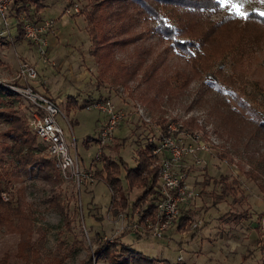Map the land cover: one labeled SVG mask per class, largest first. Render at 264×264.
I'll return each instance as SVG.
<instances>
[{
	"label": "rangeland",
	"instance_id": "obj_1",
	"mask_svg": "<svg viewBox=\"0 0 264 264\" xmlns=\"http://www.w3.org/2000/svg\"><path fill=\"white\" fill-rule=\"evenodd\" d=\"M45 1L47 4L42 13L54 21V32L50 33L54 37L52 43H48L52 49L45 59L24 35L17 37L14 23L8 33L0 34V79L13 78L21 60L33 62L37 73L32 82L59 103L63 114L57 119L67 133L70 149L78 154V175L61 169L57 175L47 159L40 168L21 167V173L12 178L11 188L20 183L25 187L35 225L33 236L44 235L45 249L52 250L61 242V251L66 253L65 264H80L97 240L105 241L106 236L114 237L123 229L128 231L122 235V240L174 264H264V249L257 240L258 230L264 229V199L258 184L264 181V132L259 124L264 117V34L254 35L246 29L242 34H234L238 41L235 45L241 49L235 46L231 50L221 48L223 43L213 39L207 45V52L214 54L210 66L218 78L228 83L219 85L207 72L201 77H192L182 92L173 93L165 83L161 88L159 84L175 70L188 66L184 62L185 53L164 48L168 45L167 40L161 41L151 32L142 35L141 39L136 37L139 43L154 47V55L159 56L162 49L164 52L158 75L153 79L155 83L148 86L142 81L140 70L137 77L125 83L121 77L113 78L110 69L107 73L99 72L97 57L90 51L84 14L77 13L87 0H75L79 4L75 13L63 11L66 0ZM214 8H203V17L217 21L227 14L223 10L213 11ZM251 10L264 11V4L246 5V11ZM243 23V19L236 21L237 26ZM237 26L231 27L239 30ZM221 40H227V37ZM133 49L131 44L117 46L114 55L128 61L133 56ZM69 93L74 94L76 100L68 108ZM98 95L108 96L115 104L132 110L130 118L122 120L113 131L115 136L104 146L93 137L97 136L105 119V111L93 105L82 106L86 98H97ZM9 99L27 118L26 100L0 90V107H4ZM132 102L140 104L149 120L136 113ZM168 118L178 123L186 118L194 119L195 125L184 124L183 127L212 142V150L200 151L201 162L190 166L187 174L186 180L194 194L181 208L189 209L190 228L182 231L173 224L163 235L144 233L137 237L136 213L131 217L129 207L111 210V190L104 180L93 174L94 168L101 165L96 155L101 150L121 157L128 165L134 164L135 147L145 142L147 135L162 127ZM4 129L5 124L0 123V159L3 168L10 170L17 166V161L6 149L10 140ZM116 139L123 141L117 149L112 147ZM39 146L46 151L43 141L40 140ZM251 171L257 178L251 176ZM206 173L215 179L221 173L228 178L236 176L242 191L241 200L232 201L229 195L213 203L205 191L218 188L219 183L210 181L204 186ZM120 176L127 186L123 166ZM140 190L133 186L129 190L130 198ZM1 195L3 198L8 196L6 192ZM243 208L251 211V218L234 221L223 214L229 209ZM258 213H263L260 222L256 219ZM193 221L197 222L196 226ZM18 239L15 231L5 232L0 228V257L8 253L15 264H24V259L15 256L19 249ZM95 259L94 255L93 264ZM97 264L108 262L99 258Z\"/></svg>",
	"mask_w": 264,
	"mask_h": 264
},
{
	"label": "trees",
	"instance_id": "obj_2",
	"mask_svg": "<svg viewBox=\"0 0 264 264\" xmlns=\"http://www.w3.org/2000/svg\"><path fill=\"white\" fill-rule=\"evenodd\" d=\"M73 1L67 0L65 6ZM46 4L45 0H13L8 12L18 30L17 37L23 35L20 27L22 18L27 17L35 22L43 19L45 16L42 10ZM208 7L216 8L215 0H87L77 13L84 14L86 31L90 38V51L97 57L100 74L107 73L110 69L113 78L121 77L122 81L127 83L130 79L137 77L140 70L139 78L142 81L146 82L148 86L151 82L155 83L153 79L158 75L157 70L164 50L162 49L159 56H156L153 54L154 47L139 43L140 41L136 37L141 39L142 35L148 32L157 34L161 41L167 40L168 45L164 47L165 49L170 47L185 53L184 62L188 66L187 69L175 70L168 77L166 76L167 78H163L158 86L161 88L162 83H165L173 93H178L183 91V87L192 77H201L203 73L207 72L212 77L211 79L219 85L228 83L223 81V78H218L210 66L214 54L207 52L209 51L207 45L213 39L216 41L217 38L219 42L223 43L224 46L221 48L231 50L235 46V48L241 49L235 45L238 41L234 39V34L243 33L246 30L254 35L264 34V17L260 16L258 11L251 10L250 18L244 20L243 25L237 26L238 18L228 14L217 21L203 17V8ZM142 23L145 25L141 26ZM230 25L237 26L239 30ZM223 37H227V40H221ZM128 44L133 45V56L128 61L116 58L115 47H126ZM242 54H244L243 51ZM0 90L20 96L1 83ZM100 97L105 96L98 95L97 98ZM95 98H86L82 106ZM75 100L74 94L67 95L68 108L75 103ZM0 123L5 124L3 132L10 140L6 144V149L13 153L17 161L16 167L7 170L3 168L0 159V228L5 232L15 231L18 234L19 249L15 256L20 260L24 259V264L31 261L35 264H65L66 253L61 251L59 245L61 242L52 250L45 249L44 235L33 236L34 219L26 201L24 185L20 183L11 188L12 178L21 173V167L29 170L34 167L40 168L42 162L48 159L52 170L57 175H60L59 169L55 166L52 157L45 155L48 153L47 150H41L40 139L25 115L21 114L12 104L11 99L4 107H0ZM180 124L191 126L196 122L192 118H186ZM259 124L264 132V117L260 119ZM93 138L99 143L98 135ZM122 142L116 139L112 147L117 149L122 145ZM99 145H108V142ZM151 147L152 144L146 139L145 142L137 145L135 147V162L132 165H128L125 160L115 154L101 151L98 157L101 165L93 170V174L104 180L111 190V210L115 212L116 209L129 207L132 212L130 213L131 217H134L136 213L137 223H142L146 217L153 216L154 200L159 194L158 170L154 164ZM122 166L127 186L122 183L120 176ZM251 176L257 178V174L253 171H251ZM203 181L204 186L210 181L219 183L218 188L212 187L205 191L211 196L213 203L224 200L229 195L232 201H239L242 198V191L236 176L228 178L225 173H221L215 179L206 173ZM258 184L264 199V181H260ZM133 186L141 188V190L134 198H130L129 190ZM5 192L8 196L3 198L1 194ZM188 210V208H180V215L174 221L178 230L184 231L190 228L191 215ZM223 214L234 221L248 219L252 216L248 208L229 209ZM262 214H257L258 222H260ZM127 231V229H123L111 239L106 238L105 241L97 240L93 250L87 252L80 264H93L94 255L96 258L94 264H97L99 258L105 259L108 264H174L167 258L151 256L133 247L130 242L122 240V235ZM142 234L144 233L137 230V237ZM257 240L261 249H264V229L258 230ZM0 264H15V261L8 253H5L0 257Z\"/></svg>",
	"mask_w": 264,
	"mask_h": 264
},
{
	"label": "built area",
	"instance_id": "obj_3",
	"mask_svg": "<svg viewBox=\"0 0 264 264\" xmlns=\"http://www.w3.org/2000/svg\"><path fill=\"white\" fill-rule=\"evenodd\" d=\"M13 0H0V34L10 31L13 24L9 15V7ZM79 4L74 0L64 6L63 11L75 13ZM15 25V24H13ZM52 18L44 17L35 22L23 17L20 23L26 40L33 43L39 55L46 58L48 49V35L54 32ZM37 70L33 62L21 60L11 79H0V83L18 93L27 103V119L37 137L45 143L48 155L52 157L55 166L62 171L70 170L79 174L78 154L70 149L67 133L59 123L57 116L63 114L59 103L50 95L37 88L32 79ZM133 108L145 120L143 108L138 102H132ZM105 111V119L98 129V140L106 143L114 136V129L122 120L130 118L132 110L115 104L110 97L95 98L86 103ZM71 127L70 121L67 119ZM196 131H188L174 119L168 118L164 126L158 128L146 137L152 144L154 164L158 170V197L154 200L155 209L152 217H146L136 228L141 233L152 235L165 234L168 227L178 219L180 208L193 196V188L186 180L190 166L201 162L200 151H211L212 142L200 138ZM101 150H98L96 158ZM225 161V160H224ZM197 222L193 221V226ZM111 239L112 236H106Z\"/></svg>",
	"mask_w": 264,
	"mask_h": 264
},
{
	"label": "snow or ice",
	"instance_id": "obj_4",
	"mask_svg": "<svg viewBox=\"0 0 264 264\" xmlns=\"http://www.w3.org/2000/svg\"><path fill=\"white\" fill-rule=\"evenodd\" d=\"M254 3L264 4V0H215L217 7L212 10H223L234 18L248 20L251 14L249 11H246V5ZM258 14L264 17V11H258Z\"/></svg>",
	"mask_w": 264,
	"mask_h": 264
},
{
	"label": "crops",
	"instance_id": "obj_5",
	"mask_svg": "<svg viewBox=\"0 0 264 264\" xmlns=\"http://www.w3.org/2000/svg\"><path fill=\"white\" fill-rule=\"evenodd\" d=\"M66 2H67V0H66ZM66 2H65V4H66ZM65 4H64V6H65ZM64 6H63V8H64ZM74 16H76V15H74ZM52 37H54L53 34H52V35L49 34V36H48V43H52ZM50 49H52V46L49 47V44H48L47 53L49 52ZM173 224H175V228H176V223L173 222V223L171 224V226H172Z\"/></svg>",
	"mask_w": 264,
	"mask_h": 264
}]
</instances>
